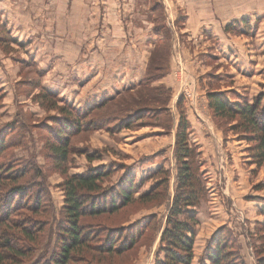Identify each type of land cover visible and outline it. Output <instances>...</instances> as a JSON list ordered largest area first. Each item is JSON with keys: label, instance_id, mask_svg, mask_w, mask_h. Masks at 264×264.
<instances>
[{"label": "rangeland", "instance_id": "rangeland-1", "mask_svg": "<svg viewBox=\"0 0 264 264\" xmlns=\"http://www.w3.org/2000/svg\"><path fill=\"white\" fill-rule=\"evenodd\" d=\"M1 1L8 10L0 11V127L21 115L24 124L30 129H24L20 143L9 144L2 150L0 162L7 160L9 155L23 158L33 153L36 161L43 165V177L48 187L46 195L48 194L53 206L52 216L49 217V208L44 200V205H41L39 211L30 213L25 208L20 210L32 214L42 222V237L46 235L48 227H45L43 222L49 220L47 224L55 228L63 204V190L60 184L65 172L54 166L45 153L47 143L52 140L48 126L54 125L52 115H58L56 106L61 105L62 101L84 106L94 100L113 97L109 103L95 111H116L118 115L123 116L126 112L145 104L159 110L167 106L172 108L173 99L182 88L181 109L189 123V116L195 112V99L196 109L208 116L222 136L224 148L226 145L228 151H232L228 152L225 167L216 177L218 185L215 187L212 183V188H209L208 174L202 169L201 151L190 136V123L189 140L196 145L197 160L203 170V183L205 187L207 185L206 200L201 202L197 212L203 207V215L209 217L211 207L212 211L219 208L220 201L218 202L217 195L213 193H218L221 190L219 187H224L223 182L232 171V180L238 192L236 201L239 205L236 207H242L243 213L232 208L233 201L229 202L231 207L227 208L224 218L227 223H220L222 218L219 214V219L212 221L215 225L212 232L225 225L246 264H256L250 240L251 233L254 234L255 229L260 228V224L256 222L264 221V214L259 210L260 205L256 207L254 203H264V162L258 165L252 159V142L245 137V130L239 128L238 123L235 124L237 116L231 119L212 114L207 91L224 90L231 100L238 99V94L251 98L264 91V0H210L207 4L210 6H207V9L202 7L200 16L198 11L194 13V9L197 5L199 8L204 6L201 0ZM119 1L130 7L129 12H116L115 7ZM159 2L162 5L153 8ZM230 3L236 4L235 13H242L239 17L230 19L223 26V31L238 42L243 39V53L247 58L239 57L237 61H248L235 62L233 67L238 65L237 71L230 66L231 61L227 62L224 57L219 56L211 43L213 40L208 39L204 30L212 23L216 26L222 25L231 15L224 10L226 4ZM80 4L83 8H79ZM165 8L172 16V29L169 28L168 31L162 26V11H165ZM193 14L199 18L192 19ZM189 20H193L196 28L200 29L187 28ZM9 24L11 27H8ZM155 25H159L161 31L165 32L161 35L155 34ZM173 31L177 33L180 43L176 51L177 61L168 51ZM77 62H83L85 73L88 74L86 78H80ZM166 62L170 65L168 73L151 81L149 86L136 87L147 66L151 71L155 66L163 67ZM142 68L141 76H130V73ZM94 71L97 73L91 76ZM186 76L189 78H185ZM158 84L165 87L164 91L158 90ZM42 89L50 91L51 95H56L58 99L54 100L48 94L44 96ZM148 92L153 95L151 99L146 98ZM167 94L169 98L166 102ZM154 109L151 111L154 112ZM159 113H155V116H142L141 119L135 118L130 128L116 126L113 130L105 127L83 129L69 136L70 147L84 151L70 155V173L85 171L89 164L111 163L115 169L101 180L103 186L109 187L119 179L127 167L131 168L136 177H141L158 166H164L165 172L148 179L140 190L147 189L155 183L156 178L162 179L163 182V177H166L168 181L166 190L163 184H159L155 190L156 194L148 200L133 199L114 212L110 210L83 216V222L93 223L98 227L100 237L103 231H99V227L123 225L124 228L136 222H140L139 225L148 224L139 238L129 248L125 247L121 251H97L96 247L91 245L95 244V239L88 241L82 254L73 260L74 264H154L156 255L163 256L158 249L173 196L171 185L175 162L169 148L172 136L174 138V127L169 128L168 132H162L158 121L165 120V116H159ZM23 122L15 123L12 140L15 141L17 134H20L17 131ZM138 134H144L143 140L133 143ZM86 151H93L97 155L96 158L88 160ZM234 157L237 165L234 164ZM28 176L30 175L19 178V181L25 182ZM220 204L223 205L221 202ZM219 209L225 213L223 206ZM55 235L54 231L52 241L55 240ZM199 257H202V254ZM199 257L195 263L204 264L199 261ZM27 259L28 257H22L17 264H24ZM9 263L11 262L6 261V264Z\"/></svg>", "mask_w": 264, "mask_h": 264}, {"label": "trees", "instance_id": "trees-1", "mask_svg": "<svg viewBox=\"0 0 264 264\" xmlns=\"http://www.w3.org/2000/svg\"><path fill=\"white\" fill-rule=\"evenodd\" d=\"M161 5L160 2L156 3L153 8ZM162 19V26L164 25L163 27L168 31L165 11H162ZM153 30L157 35L165 32L164 29V32L161 31L162 28L159 25H155ZM172 35L171 32V38ZM171 43L172 39L168 43L169 52ZM169 69L170 65L167 62L163 67L155 66L151 71L147 66L136 87L149 86L151 81L160 79L169 72ZM157 88L160 91L165 89L162 84H158ZM42 90L44 96L51 95L50 91ZM51 96L54 100L58 99L56 95ZM152 96L148 92L146 98L151 99ZM112 98L104 97L84 106L62 101L61 105L56 106L58 115H52L54 125L48 126L52 140L47 143L45 153L53 161L54 166L65 172L60 184L63 190V204L62 213L55 228L47 224L49 220L46 219L47 221L43 222L45 227L48 226L44 237H42L44 232L42 222L32 214L20 211L23 208L30 213L39 211L41 205H44V200L49 208V217L52 216L53 206L48 194L46 195L48 187L43 177V165L36 161L33 153L23 158L9 155L7 160L0 162V264H6V261H10L9 264H17L22 257H28L24 264H74L73 260L82 254L85 244L93 239H95V244L91 245L95 246L97 251H121L125 247L129 248L139 238L148 223L139 225L140 222H136L124 228H122L123 225L121 227H99V231H103L100 237L101 232H97L98 227L93 223L83 222L81 218L104 211L114 212L118 207L127 205L133 199L148 200L156 194L155 190L159 184H163L166 190L168 182L166 177H163V182L162 179L156 178L155 183L149 185L147 189L140 190L148 179L164 173V166H158L146 175L142 174L141 177H136L135 173L130 170L131 168L127 167L117 181L105 187L101 180L108 177L115 166L111 163L89 164L85 171L68 172L70 155L84 152L78 150L77 147H70L68 138L83 129L105 127L113 130L116 126L130 128L135 118L155 116L158 112H160L159 116H165V120L159 119L158 121L162 132H168L169 128L174 127L172 157L175 168H172V172L174 171L171 185L173 196L167 210L158 249L163 256L156 255L154 264L192 263L198 222L197 208L203 200H206L207 189L203 183V170L197 160L198 150L196 145L189 140L190 123L181 109L182 94L176 98L172 108L167 106L159 110V108L145 104L126 112L123 116L118 115L116 111L101 113L95 111L109 103ZM168 98L167 94V98H164L166 102ZM207 98L214 116L231 119L237 116L238 120L235 124L238 123L239 128L245 130V137L252 142L250 145L252 159L258 165L263 163L264 91L251 98L238 94V99L231 100L226 91L210 89L207 91ZM151 108H155L154 112ZM17 122H23L21 115L0 127V154L7 145L20 143L22 135L24 136V129H30L23 122L19 127L20 130L17 131L20 134H17L15 141L12 140ZM85 154L90 161L97 156L93 151L91 153L86 151ZM25 175L30 176L26 177L25 182L19 181V178ZM259 210L264 214V203L260 205ZM256 223L260 224V228L255 229L254 234L251 233L250 243L256 264H264V221ZM54 231L56 235L55 240L52 241ZM229 232L230 230L225 225L213 231L205 240L199 261L204 264H246L245 259L239 255Z\"/></svg>", "mask_w": 264, "mask_h": 264}, {"label": "crops", "instance_id": "crops-1", "mask_svg": "<svg viewBox=\"0 0 264 264\" xmlns=\"http://www.w3.org/2000/svg\"><path fill=\"white\" fill-rule=\"evenodd\" d=\"M164 1V0H163ZM201 3L204 4V6H200L199 5L196 6V8L194 9V13H196L198 11L199 16H200V10L204 9V7L210 6L207 5L208 3H210V0H201ZM124 4H126L125 2H118V5H116L115 9L116 12L118 14L120 13H126L125 10H127V12H129L130 7H126L124 6ZM166 6V5H165ZM9 7V6H8ZM79 8H83V6L80 4ZM224 8V7H223ZM6 6L3 5L2 1L0 0V11L2 12V10H6ZM8 10V9H7ZM224 10L227 12H230L231 15H229L227 17L226 20L223 21L221 26H216L215 24L212 23L211 26H207L206 28H204V30L206 31L205 33L208 34V39L211 41L213 40L211 43L214 47V49L216 50V52L219 54L220 57H224L225 60L227 62L231 61L230 66L232 67L233 70L237 71V67L238 65H236V67L234 65L235 62H242V63H248L247 59L246 60H239V57H246L247 56L243 53V39L240 40V42L237 41V39H233L231 37V35H228L226 33H224L223 31V26L230 20L233 19L235 17H239L242 13V11H239L238 13H235V11H237L236 8V4L234 3H230V4H226V8H224ZM11 13V12H10ZM194 15V14H193ZM198 17L197 15H194L192 17V19ZM199 18V17H198ZM165 20H166V24L168 25L169 28L172 29V16L171 13L168 11L167 8H165ZM194 21L192 20L189 23L186 24L187 28H193L196 30H199L200 28H196V26L194 25ZM8 27H11L10 24L8 25ZM188 30V29H187ZM172 43H171V49H170V56L176 57V51L177 48H179V39L177 36V33L175 31L172 32ZM213 38H217V39H213ZM196 40V39H195ZM257 47V44H256ZM245 55V56H244ZM78 57H75V59ZM242 59V58H240ZM80 61V60H79ZM177 61V60H176ZM77 62L76 64H78V69H79V76L80 78H86L88 76V74L85 73V69H84V64L83 62L80 63ZM81 64H83V66H81ZM103 69V68H102ZM98 70H101L98 68ZM97 70V71H98ZM97 71H94L93 73H91V76H94ZM141 71H143V68L141 70H137L134 73H130V76H137L138 74L140 75ZM132 72V71H131ZM141 76V75H140ZM185 78H189L188 76H186ZM97 91V90H95ZM94 91V92H95ZM182 93V88L179 90V93H177L173 99L172 102V106H174V102L176 100V98L181 95ZM195 98V97H194ZM195 103L196 100H193V110L195 111L194 114L192 113V115L189 116V120L191 123V132H190V136L191 139L194 141V143H196L201 151V158H202V169L204 170V173L208 176V180H207V185L209 186V188H212V183L215 185V187L218 185L216 183L217 181V175H220V172L223 171V168L225 167L226 164V159H227V154L228 152L231 153L232 151L228 148H224L223 145V140H222V136L220 135V133L218 131H216V129L214 128L211 120L208 118V116H206V114L204 113H200V111H198L195 107ZM140 131V130H139ZM139 131H133V132H139ZM174 135V134H173ZM144 138V134H138L137 138L134 139L133 143H139L140 141H142ZM173 142H174V138L172 136V141L170 142V154L172 157V150H173ZM173 158V157H172ZM235 159V157H234ZM235 165H237V160L235 159ZM233 172L231 171V175L228 173V176H226L224 183V187L222 188L219 187L221 190L217 193L214 192L213 194L217 195L218 197V202L220 201L223 205L220 204L219 202V208L223 206V208L225 209V213H222L221 210L218 209H214L212 211V207H211V213L209 217H205L203 215V211L201 210L202 208H200L198 210V228H197V232H196V240L194 242V258L191 264H196L195 261L198 259L199 255H201L202 251H203V247H204V243L206 238L209 236V234L212 232V230L215 228V225H213L212 221L213 220H218V216L219 214L221 215L222 220L220 221V223H227V219H224L226 217V212H227V208L231 207L229 206V202L233 201L232 203H234L235 205H239L238 202L236 201V198H238V192H236L235 187H234V183H233ZM239 179H241L239 177ZM221 182V181H220ZM206 185V187H207ZM217 193V194H216ZM257 205H261V202H254ZM211 206V205H210ZM248 208H250L248 206ZM240 209L242 210L243 213V209L242 207H240ZM256 210V209H255ZM202 219V220H201Z\"/></svg>", "mask_w": 264, "mask_h": 264}, {"label": "built area", "instance_id": "built-area-1", "mask_svg": "<svg viewBox=\"0 0 264 264\" xmlns=\"http://www.w3.org/2000/svg\"><path fill=\"white\" fill-rule=\"evenodd\" d=\"M181 94H182V93H181ZM232 204H233L232 208H235V209H237L238 211L242 212V210H241L240 208L236 207V205H235L234 203H232Z\"/></svg>", "mask_w": 264, "mask_h": 264}, {"label": "bare ground", "instance_id": "bare-ground-1", "mask_svg": "<svg viewBox=\"0 0 264 264\" xmlns=\"http://www.w3.org/2000/svg\"><path fill=\"white\" fill-rule=\"evenodd\" d=\"M180 55V54H179Z\"/></svg>", "mask_w": 264, "mask_h": 264}]
</instances>
